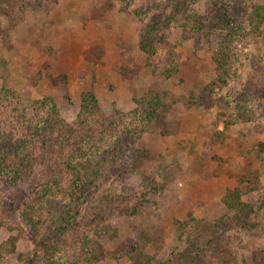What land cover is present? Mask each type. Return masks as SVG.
I'll list each match as a JSON object with an SVG mask.
<instances>
[{
    "label": "rangeland",
    "instance_id": "rangeland-1",
    "mask_svg": "<svg viewBox=\"0 0 264 264\" xmlns=\"http://www.w3.org/2000/svg\"><path fill=\"white\" fill-rule=\"evenodd\" d=\"M4 1L0 87L27 102L52 97L69 121L86 91L97 93L106 114L143 119L141 98L168 93L166 128L153 123L144 134L146 169L124 178L118 159L119 171L102 174L104 184L127 183L131 206L141 208L110 215L116 240L145 248L152 264H264V25L251 16L254 1L9 0L13 30ZM151 30L169 41L175 66L168 48L148 65L141 41ZM244 109L253 114L242 116ZM1 184L0 264H27L6 253L12 242L24 253L34 246L20 195ZM243 184L256 187L239 195ZM100 264L135 263L116 255Z\"/></svg>",
    "mask_w": 264,
    "mask_h": 264
},
{
    "label": "trees",
    "instance_id": "trees-1",
    "mask_svg": "<svg viewBox=\"0 0 264 264\" xmlns=\"http://www.w3.org/2000/svg\"><path fill=\"white\" fill-rule=\"evenodd\" d=\"M122 1L129 5L133 0ZM253 1L251 16L264 25V0ZM4 2L3 8L14 23L16 18L12 13L16 9L10 6L12 1ZM157 4L152 8V17L164 19L163 14H155L154 10L161 8ZM229 17L227 12L224 20L227 18L228 23ZM14 25L9 24L8 30H13ZM0 33L7 37L1 23ZM162 48H168L167 62L175 66L176 53L169 41L152 30L147 31L141 49L149 56V66ZM93 53L100 57L102 47L98 46ZM219 67L222 76L224 65ZM167 99L168 93H149L141 98L137 104L147 114L143 119L138 112L127 114L115 110L106 114L97 93L86 91L77 118L69 121L52 97L27 102L20 93L1 86V185L8 193L14 191L20 195L18 209L30 228L34 246L31 252L24 253L12 242L6 253L27 264H100L116 255L133 259L135 264H152L153 258L145 248L118 242L112 234L110 215L114 211L130 215L141 211L138 205L131 206L132 195H125L127 183L121 179L109 185L101 179L110 168L117 169L119 160L125 166L121 174L124 178L146 169L149 154L144 148V134L153 123L166 128L163 118L169 113ZM249 114H253L249 109L241 111L242 116ZM260 153L264 154V143ZM99 156H103L100 162ZM118 186L123 189L119 191ZM243 186L244 191L239 187L235 190L239 195L249 192L247 186L250 191L256 187ZM8 197L9 204L15 207L12 196ZM184 227L183 223L179 224V229ZM115 242L117 246L112 250Z\"/></svg>",
    "mask_w": 264,
    "mask_h": 264
}]
</instances>
